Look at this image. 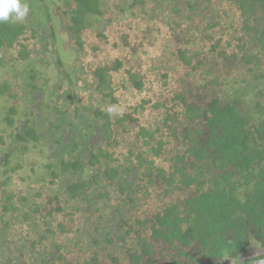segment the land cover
Here are the masks:
<instances>
[{"label":"trees","instance_id":"trees-1","mask_svg":"<svg viewBox=\"0 0 264 264\" xmlns=\"http://www.w3.org/2000/svg\"><path fill=\"white\" fill-rule=\"evenodd\" d=\"M64 4L68 25L64 26L56 17L50 20L52 25L47 30L55 41H59L62 31L67 33L80 55L85 50L82 35L86 31L95 29L98 38H107L100 23L110 6L114 12L127 16L143 15L148 23L162 24L173 32L176 50L165 53L168 59L162 65L147 67L156 74V79H147L148 75L140 71V64L127 67V60L122 57H113L109 63H96L89 69L77 62L74 71L60 58L57 65L71 86L75 88L77 82H82L79 89L84 90L87 85L93 90L86 88V98L94 99L88 106L77 104L80 100L77 94L74 96L71 104L77 107L70 113L75 126L90 113L93 121L102 119L103 126L109 129L116 118L113 109L120 110L122 125L131 126L139 123L148 109L154 111V124L142 126L140 133L146 149L153 152L154 158L148 165L154 166L167 183V196L172 197L179 190L189 191L179 205L169 204L154 220L137 219L135 228L127 227L126 222L118 228L117 238L106 228L108 238L102 233L97 239L102 229L97 226L100 223L88 221L85 225L88 241L70 238L77 240L76 247L81 245L79 250L83 253L79 255L92 254V262L85 259V264H101L99 257H109L114 264H140L143 260L154 264L149 257L164 259L170 253L172 264H210L211 260L218 262L227 257L239 261L244 249L259 245L258 238L264 239V0H66ZM29 23L25 19L0 22V67L4 66L3 47L20 45L19 39L28 32L32 39L40 33L41 27ZM128 38V34H123L124 41ZM125 43L129 46L128 41ZM28 54L27 48L20 50L18 57L9 62L12 68L23 65L29 59ZM148 54L143 49V55ZM133 55H137L136 48ZM177 65L188 69L187 77L195 78L197 81H193L199 84L193 87L192 80L178 77L175 87L171 75L178 73ZM21 71L26 83L24 89L35 95L40 90L35 84L38 72L32 68ZM155 85H160L164 92L169 90V94L155 90ZM9 88L4 84L0 93ZM127 90L141 97L135 106L123 102L121 94ZM13 111L10 109L5 118L10 127H15L10 115ZM179 115H184V119L179 120ZM15 132L14 137L25 144L38 140L32 128L25 133L19 128ZM85 144H88L86 139L83 146H76L77 140L68 146L67 159L61 158L52 174L55 179L65 177L71 183L77 177L73 174L80 172L79 181L68 185L73 198L78 197L79 191L85 193L102 183L99 173L92 178L84 170L81 157L87 150ZM165 155L172 163L168 174V169L161 168L157 160ZM92 157L96 159L95 154ZM89 163L95 162L92 159ZM143 163L139 160L140 166ZM9 181L7 178L3 183L6 190ZM129 189L121 185L122 193ZM4 194L0 200L12 198ZM77 230L83 229L79 226ZM91 239L96 246H91L92 253L88 250ZM102 240L109 244L114 241V249L102 251L99 246ZM71 241L63 242L58 235L55 259L59 264H78L67 258V245ZM154 241H160V245H152ZM175 249L180 260L175 258L172 251ZM16 263L0 260V264Z\"/></svg>","mask_w":264,"mask_h":264},{"label":"flooded vegetation","instance_id":"flooded-vegetation-1","mask_svg":"<svg viewBox=\"0 0 264 264\" xmlns=\"http://www.w3.org/2000/svg\"><path fill=\"white\" fill-rule=\"evenodd\" d=\"M26 2L29 5L30 11L28 16L25 18V21H28V23L30 22V26L36 25L35 27H41V30L38 36L34 39L37 41L34 47L35 49L33 48V50H30L26 44L21 43V40L28 39V37H26L27 34L19 39L20 45L15 44V46H21L20 50H22L24 47L29 50V59L24 61L23 65H21L19 68H12L11 65V68L16 72V75L20 81L19 85L21 96H17V94L10 92L11 87L8 84V80H4L2 83H0V87L4 84H7L10 87L8 91L4 92V94L0 93L1 97H4L6 94H8L7 101L15 100L18 97L21 100V105H23L21 120L16 118V115H18L19 111L21 110L18 109V106L14 102H10L9 107L5 106L4 109L3 107L0 109V112H2L4 115L2 118H0V121L4 120V123L8 126L5 118L7 117L8 111L10 109H15V111H13L10 115H12L11 119L13 120V123H18L15 127H12L14 132L10 133V136L2 137V135H0V198L3 197L4 193V195H12V198L8 199L7 201L4 199L0 200V202H3L1 205L2 213H0V260L16 261V264H50L51 260H48L52 256L56 257L57 254L56 247L58 245L57 238L59 235L57 231L51 230L50 226L52 221L58 215L65 214L68 210L73 211L68 212L70 216H74V211H81L86 215H84L85 217L80 218L82 222L80 229H83L84 231L81 230V232H78L76 229L72 233L75 237L79 238L85 236L84 241H88L87 235L89 233L86 232L85 226L88 221L100 223L97 226L101 227L102 229L97 235V239H99V236H101L102 233L105 235L104 238H108L106 235V228L113 232V236L117 238L120 234V232L117 231L118 228L122 225H125L127 221H133V224L128 222L127 225L129 227L135 228V221L137 219L154 220L155 217L161 214L169 204L179 205V203L173 199V194L172 197H170V200H168L163 206V208L156 213L145 214L141 212V205L145 203H142V199L146 195V197L151 196L149 192L150 190H152L151 193L157 198H159L161 195L164 197L167 196V183L162 181V179L159 177V172L156 171L154 166L148 165V162H150V160L154 157L152 156L153 152L146 149L143 136L138 134L135 137V134L129 131L126 125H122L119 122L120 119H122L120 110H112L116 118L111 121L113 125L109 129L103 126L105 123L104 120L98 119L93 121V115L90 113L84 116L83 119L77 123V126H75V122L71 121V110L76 108L77 104L88 106L89 103L85 100L81 102L79 93L74 92V89L82 86V82H77L76 87L74 88L71 86L70 81L64 75H62V69L57 65V60L58 58L63 60L59 53V48H62L63 42L60 43V41L53 40L47 30L52 25L50 20L55 19L56 17H59V19L62 20L64 26H66V24L68 25V21L64 22V18L61 16V14L66 10V6L64 4L66 0H59L58 2L55 0H26ZM38 17H40V22H37ZM101 19L105 20V25L108 24L107 22L109 20H106V18ZM55 23L53 25H55ZM103 29L104 27H102V31ZM66 30L68 31V29ZM62 33L67 34L63 31ZM28 34L31 36V32H28ZM61 37H58V40L62 39ZM69 43L71 48L77 54L78 58H80L81 55L79 54L80 52L78 47L73 48L72 44L74 42H72L71 39L69 40ZM51 48L53 50H51ZM6 49L10 48L3 47L1 49L2 58V54ZM20 50L15 49L17 56H14L13 58L18 57ZM32 53L35 54L33 57L30 56ZM37 63L41 64L43 66V70L47 73L50 72L51 68H56L59 70V78L56 83H53L52 87L47 84L50 82L49 80L43 82L42 86L36 84L38 81L37 79L35 84L38 85L37 87H39L40 90L37 91L35 95H32L29 94V90L27 93L23 87V85L26 83H23L24 77L21 70H31L32 68L33 70L37 71ZM64 63L66 67H72V70H75L74 68L76 67L77 62L70 64L69 61L65 60ZM29 74L30 73L27 72L25 75L28 76ZM79 83H81V85H79ZM84 88L85 89H82V92H88L86 88L90 89L89 91H93L92 87L90 88L87 85H85ZM76 94L80 102L72 105L71 103L75 99L74 96ZM41 98L42 101L40 100ZM139 123L137 126L140 128ZM134 125L135 124L131 125V127ZM22 127L26 131L28 128L35 130L38 140H31L26 144L25 142H21V140H17L14 135L16 134L15 131L18 130V128L23 133L26 132ZM125 133H128V135L132 134V139L130 142L122 144L125 141ZM85 139L88 143L85 144L87 145V150L84 151V155L81 157L83 162L82 164L85 167L84 170L86 171L87 176L89 175L92 178L99 173V179H101L102 183L98 187L93 186V188L88 189L85 193L83 190L82 192L79 191L78 197L73 198L72 193L69 192L68 185L71 184V186H73L75 185L76 181H79L78 177L80 176V172H75V174H73L77 177L71 183L68 182L65 177L63 180H61V178L55 179V176H52V174L59 166V161L61 158L67 159L66 153L68 151V146L73 145L76 140V146H83ZM44 142L46 149H48L50 152V157L48 158L50 161L48 160L49 162L46 164V169L51 180L48 181L47 185H45L46 191L49 190L52 192L49 187L54 184H60L58 193L61 190L66 191V193L69 194V198H63L57 193L49 198L42 206V203L40 205V202L45 186L42 188V190H38L39 188L35 186L31 187L30 185L25 184V180L32 181V178L30 177L29 179L26 176L23 177L18 175L19 171L23 168V166L18 163L21 158L18 153L20 148L26 153V151L29 150L30 144L36 148V145L39 146ZM121 145H123L124 150H119ZM124 145H127L128 149ZM24 146H26L27 149H24ZM165 152L167 154L168 149H165L164 153ZM93 154L96 155V159L92 157ZM92 159L95 162L94 164L89 163ZM139 160L144 162L143 165H139ZM157 160H162V157L158 158ZM57 162L58 165L55 166ZM168 163V167L161 165V168H164L165 170L168 169L166 170L167 174L170 173L172 165V163L169 161ZM50 166H53V168ZM109 174H112V177H109ZM66 177L71 179L70 175H67ZM7 178H10V183L9 186H6V190L3 186V183ZM35 179L36 182L39 181L38 176ZM14 181L16 183L20 182V184L23 183L25 190H19L18 188L13 190V188L16 187V183H13ZM122 184L124 186H128L130 189L127 192L122 193ZM177 192L183 193L182 190ZM57 195L58 198L56 197ZM70 202L74 204V210L71 208L65 210ZM95 206L99 209L98 211H96ZM87 213L91 215L88 216ZM38 225H42V227L37 228ZM56 226L60 233L68 232L66 224L58 222ZM12 231L15 233V239L13 241L10 240V233ZM258 239L260 244L257 246L264 248V239ZM48 241H50V243L48 245L45 244ZM116 242H118V240H116ZM89 243L90 247L88 250L90 253H92L93 250L91 249V246L95 248L96 246H94L92 239L89 240ZM153 244H158L159 246L160 241H154L152 245ZM11 246L13 248L8 250V247ZM99 246H101L102 251L113 250L114 241L113 244H109L108 242H103L102 240ZM257 246L254 247L252 244L244 249V252L239 255V261L233 260L232 257H227L225 260L224 258L219 259L218 262L217 259L214 261L211 260L210 264H230V261H234L235 264H239V262L243 264H255L256 260H264V255H255ZM156 248H154L153 251H155ZM47 249L56 253L48 254V252L46 253ZM97 249H99V247ZM79 251L80 253L82 252L81 250ZM172 251H174V254H176L175 258L180 260L178 250L175 249ZM170 255L172 254L170 253ZM81 256L84 255L82 254ZM90 256H92V254ZM90 256L82 259L81 262L73 263L85 264V259H88V262H92V257ZM169 256L164 259L162 257H149V259L152 258L154 264H172V257L169 258ZM107 258L110 259L109 257ZM145 259L147 258L145 257ZM43 260H45V262ZM99 261L101 264H103L101 260ZM146 262L148 264V260H143L140 261V264H146ZM111 263L114 264L113 262ZM130 264L135 263L130 262Z\"/></svg>","mask_w":264,"mask_h":264},{"label":"rangeland","instance_id":"rangeland-1","mask_svg":"<svg viewBox=\"0 0 264 264\" xmlns=\"http://www.w3.org/2000/svg\"><path fill=\"white\" fill-rule=\"evenodd\" d=\"M55 1L58 2L59 0H55ZM108 4H111V2H108ZM61 16L64 18V22H67V18L63 13L61 14ZM105 18L106 20H111V21L112 19H115V21H113V23L111 24L108 23L105 25L104 24L105 20H102V22L100 23V25L104 27L103 32L107 38L106 39L98 38L97 37L98 33L95 29H91L83 33L82 36L84 40L85 50L82 52V55L80 58H78L77 54L71 48L70 43H69L70 38L67 36V34L61 33L62 39H60L59 41L60 43L63 42V46H62L63 50L62 48H59L60 49L59 53L62 59L64 60V62L65 60L69 61L70 64H74V62H78L81 66H84L85 68L87 66L89 69L91 65H95L96 63L97 64L100 62L109 63L113 57H120V58L122 57L127 60L126 61L127 67L128 66L133 67L134 65L140 64L142 66V69L140 71H142V73H144L146 76L148 75L147 79H156V74L152 71L147 70V67L148 66L153 67L156 64L162 65L163 62L168 59V57L166 56L168 52L176 50L175 40L172 35L173 32L170 30V28L162 24L156 23V22L148 23L143 15H141L140 17H135L131 14H128L127 16L125 14H122L121 12H114V8H112L111 6L107 8ZM151 27L153 28L149 30ZM146 30H149V31L146 33ZM123 34H128L129 38L127 41H128L129 46H126L125 42L127 41H124L122 39ZM26 37H28V39L21 40V43L26 44L30 50H33L37 41L32 39L29 34H27ZM153 38H156V40L153 41ZM135 48H136V54L140 55L139 58L137 55L135 56L133 55V51ZM15 49L20 50L21 46H15L14 48L6 49L2 54L4 61H5L4 62L5 66L0 68V83H2L4 80H8L9 81L8 84L11 87L10 92L17 94V96H21L19 78L17 77L16 72L13 71V69L11 68L12 63H9L14 56H17ZM143 49L145 51H148L149 53L148 56L143 55ZM51 50L53 49L51 48ZM34 55L35 54L32 53L30 56L33 57ZM173 66L175 65L173 64ZM37 68H38L37 71L39 75L37 77L38 81L36 82V84L42 86L43 82H46L47 80H49L50 82H48L47 84H49L52 87L53 83H56V81H58L59 70H57L56 68H51L49 73L45 72L43 70V66L39 63H37ZM175 68L178 73L171 75L172 83L175 87H178V82L176 80V78L178 77L186 78L187 80L188 79L192 80L191 85L193 87H194V84L195 86L199 84V82L198 83L196 82L197 80L195 78L191 79L187 77L186 74L188 72V69L184 67H180L178 65ZM133 70H136V69L134 68ZM123 73H124V70H123ZM196 77H199V76L197 75ZM90 80H91V77H88L89 82ZM193 80H196V81H193ZM116 81H118V78ZM64 82L67 83L66 81ZM79 85H81V83H79ZM160 87H161L160 85H155V90H161L165 95L169 94V90L164 92L163 89ZM74 92L79 93V98L81 102L85 100V101H88L89 103H92L91 100H94V99L86 98V96L88 95V92H82V89L76 88L74 89ZM7 95L8 94H6L4 97L0 96V109L2 107L4 109L5 106L9 107L10 102H14L18 106V109L21 110L19 111V114L16 115V118L21 120L22 119L21 112H23V105H21L20 98L17 97L15 100L7 101L8 99ZM121 95L123 98L122 99L123 102L126 103L128 106H135L141 98L139 97V95L133 94L131 90H127ZM142 96H145V93H143ZM40 100L42 101V98ZM3 116L4 115L2 114V112H0V118H2ZM154 117H155L154 111H151L148 109L147 111L144 112L143 118L139 121L140 128L137 126L138 123H136L132 127L126 124V127L129 129V131L135 134V137H136L138 134L141 133L142 126L147 127L148 125L154 124L153 122ZM184 117H185L184 115H179V120L184 119ZM17 124L18 123L14 124V126H16ZM13 132H14V129L12 127L7 126L4 123V120L0 121V135H2V137H8L10 136V133H13ZM125 134H126L125 141L122 144H126L130 142V140L132 139V134L130 135H128V133H125ZM124 146H126V148L128 149L127 145H124ZM119 150H124L123 145L119 147ZM49 154L50 152L48 151V149H46L45 142L40 144L39 146L36 145V148H34L32 144H30L29 150L26 151V153L21 148L19 149L18 155L21 156V158L18 161V163H20L23 166V168L19 171L18 175H21L23 177L26 176L29 179L31 177L32 181H35V182H32L31 180H25L26 185H30L31 187L35 186L39 188L38 190H42V188L48 184V181L51 180L50 176L48 175L47 169H46V164L50 161V159H48L50 157ZM167 158L168 156L166 157V155L162 157V160L159 161L160 165L168 167L169 163L167 161ZM35 169H36V172H35ZM37 176L39 178V181L36 182L35 178ZM13 183L15 184L16 182L14 181ZM17 183H16V187H14L13 190H16V188H18L19 190H25L23 183L22 184H20V182H17ZM59 185L60 184L58 185L54 184L51 187H49V189L52 190V192L49 190L46 191V186L44 187L43 189L44 193L41 196L40 205L42 203V206H43V204L49 198H51L54 194L58 193ZM151 191L152 190L149 191L151 194L150 197H146L147 196L146 195L142 199L143 201L142 203L144 202L145 203L141 205L142 206L141 212L145 214L156 213L157 211L163 208V206L166 204L168 200H170L169 196L164 197L163 195L157 198L154 194L151 193ZM188 192L189 191H186L185 193L177 192L178 194L174 193L173 199H175L177 203H179L180 201H183L186 199V196H187L186 194ZM58 195H61L63 198H67V199L69 198V194L63 190H61L58 193ZM2 203L3 202H0V213H2V208H1ZM114 206H117V205H114ZM74 207H75L74 204L70 202L68 204V207H66L65 210H68V208H71L74 210ZM68 212H73V211L68 210L66 211L65 214L58 215L52 221L51 226H50L51 230L57 231V233L60 235V240H62L63 242H67V243L68 241H71L70 238L74 237L72 232H74L76 229H78L79 226H81L82 222L80 218L86 216L81 211L79 212L74 211V216H70ZM87 214L88 216L91 215L89 213ZM58 222H62L66 224L68 232L60 233L56 226ZM128 222L130 224H133V221H127V223ZM41 227L42 225L37 226V228H41ZM127 227L129 226L127 225ZM145 231H146V234L150 235L149 229H146ZM133 235L134 234H132V237ZM84 238L85 236L81 237L80 239H84ZM14 239H15V233L14 231H12L10 233V240L13 241ZM76 241H77L76 239H73L71 243L67 245L68 256L67 255L66 256L68 260H71L72 262H81L82 259L87 257V255L85 256L79 255L80 254L79 248L81 245L76 247ZM49 243L50 241H48L45 244L48 245ZM14 246H15V243H14ZM11 248L13 247L12 246L8 247V250H11ZM47 252L48 254L56 253L48 249L46 253ZM99 258L103 262V264H112L111 260L108 259L107 257H99ZM50 260H51L50 264H53V263L59 264V262L57 261V259H55L54 256H52L48 261Z\"/></svg>","mask_w":264,"mask_h":264},{"label":"clouds","instance_id":"clouds-1","mask_svg":"<svg viewBox=\"0 0 264 264\" xmlns=\"http://www.w3.org/2000/svg\"><path fill=\"white\" fill-rule=\"evenodd\" d=\"M29 5L26 0H0V22L23 21L29 14ZM255 255H264V248L256 247ZM230 261V260H226ZM230 264H235L230 261ZM255 264H264V260H256Z\"/></svg>","mask_w":264,"mask_h":264}]
</instances>
